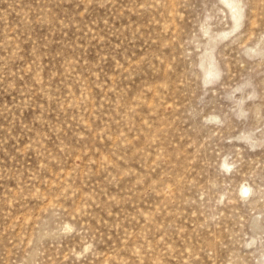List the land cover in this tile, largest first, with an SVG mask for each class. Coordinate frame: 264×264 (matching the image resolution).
Instances as JSON below:
<instances>
[{"label":"rangeland","instance_id":"rangeland-1","mask_svg":"<svg viewBox=\"0 0 264 264\" xmlns=\"http://www.w3.org/2000/svg\"><path fill=\"white\" fill-rule=\"evenodd\" d=\"M0 264H264V0H0Z\"/></svg>","mask_w":264,"mask_h":264}]
</instances>
